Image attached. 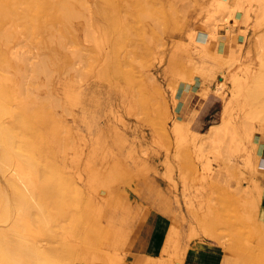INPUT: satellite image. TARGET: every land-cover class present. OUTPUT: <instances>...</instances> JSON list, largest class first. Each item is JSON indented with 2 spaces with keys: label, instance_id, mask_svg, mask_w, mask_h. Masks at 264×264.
<instances>
[{
  "label": "rangeland",
  "instance_id": "obj_1",
  "mask_svg": "<svg viewBox=\"0 0 264 264\" xmlns=\"http://www.w3.org/2000/svg\"><path fill=\"white\" fill-rule=\"evenodd\" d=\"M46 2L33 19V34L27 2L16 4L17 15L0 24V52L10 57L0 59L1 118L20 122L14 131L28 140L19 150L24 160L31 157L40 170L41 158L53 156V149L57 177L75 188L64 191L67 198L43 194L35 169L29 175L32 189L27 186L34 193L16 181L10 196L24 195L32 209L34 236L27 239L52 247L56 260L48 253L50 264L72 258L73 264H105L107 257L128 264L150 207H158L175 220L164 252L180 251L187 234L188 241L221 242L227 252L223 264H264L257 146L254 134L248 140L243 133L245 127L262 129L264 113L249 112L257 106L238 97L237 82L264 72V0ZM63 4L75 13L67 21ZM88 7L109 12L93 15ZM238 12L241 20L234 22L245 27V40L228 32L229 50L221 53L219 31ZM201 31L212 35L206 45L194 41ZM34 66H46L48 73ZM28 116L34 117L31 126ZM45 118L49 123L39 121ZM18 119H28V126L22 128ZM179 119L184 123L178 131ZM39 145L51 150L45 153ZM29 148L37 149V157L40 150L45 155L38 160ZM13 165L17 161L6 166L5 175ZM40 216L48 218L43 223ZM4 223L0 228L8 229ZM23 232L12 233L13 243ZM60 240L68 247L58 244L64 257L57 251Z\"/></svg>",
  "mask_w": 264,
  "mask_h": 264
},
{
  "label": "bare ground",
  "instance_id": "obj_2",
  "mask_svg": "<svg viewBox=\"0 0 264 264\" xmlns=\"http://www.w3.org/2000/svg\"><path fill=\"white\" fill-rule=\"evenodd\" d=\"M81 1V3L83 4V5H85L86 3H87V0H80ZM101 1V0H100ZM23 2H27V12H28V17L30 16L31 17V24H29L28 26H27V29H28V32H29V34L30 33H32L33 34V27H32V24H34V22H33V19H34V17L36 16V13L38 12V10L40 9V8H42L47 2H46V0H0V24H2L3 23V20L5 19V18H7V17H14V16H16L17 15V13H18V11H17V7H16V4H20V3H23ZM260 5V4H259ZM87 8V7H86ZM110 8V7H109ZM250 8V7H249ZM62 9L67 13L66 15H65V17H64V19H65V21H67L70 17H72V16H74L75 15V13L73 12V11H71L70 9H69V7L67 6V5H65V4H63L62 5ZM88 9L90 10V11H97L98 13H101L102 11H104L103 13H105L106 11L107 12H109L108 10L109 9H107V10H105L104 8H102V7H97V8H95L94 10L93 9H90L89 7H88ZM260 10H261V8H259ZM264 9V8H263ZM262 9V10H263ZM111 10V9H110ZM113 10V9H112ZM111 10V11H112ZM250 10V9H249ZM248 10V11H249ZM94 11V12H95ZM254 11H255V9H254ZM93 12V15L94 14H96L97 15V13L95 12L94 13ZM258 12V11H257ZM103 13H101V14H103ZM108 14H110V13H108ZM108 14H105V16L106 15H108ZM77 15V14H76ZM98 15H100V14H98ZM102 16V15H101ZM104 17V16H103ZM232 17L233 18H235V20L236 19H238V17L236 16V15H233L232 14ZM107 17H105V19H106ZM104 19V20H105ZM225 19V18H224ZM222 21V20H221ZM107 22H108V27H109V25L112 23L110 20L108 21L107 20ZM109 22H110V24H109ZM220 22V21H219ZM234 24V23H233ZM111 26V25H110ZM230 26V25H229ZM110 28V27H109ZM227 29V28H226ZM212 35H210V32H208V31H206V32H204V31H201V32H198L197 33V35H196V37H195V39H194V41H196L199 45H206L209 41H210V37H211ZM13 53V55H14V52H12ZM18 55V54H17ZM3 56V53L2 52H0V59L1 60H5V58H3L2 57ZM5 56V55H4ZM18 57H20V56H18ZM8 58H10L9 56H8ZM8 58H6L7 60H8ZM25 59H26V57H24ZM27 58H28V56H27ZM29 58H31V57H29ZM21 59H23V57H21ZM6 60V61H7ZM10 60V59H9ZM15 60H16V58H15ZM14 60V62H15V65L17 64L16 62H17V60L15 61ZM19 61V60H18ZM11 62V61H10ZM24 63H27V61L26 60H24L23 61ZM31 63V62H30ZM30 63H28V64H30ZM42 63V62H41ZM41 63H40V65H41ZM34 64V63H33ZM45 64V63H44ZM13 65V64H12ZM35 65V64H34ZM43 65V64H42ZM41 65V66H42ZM38 67H40L41 68V66H39V64L37 65ZM37 66H34V67H37ZM31 67H32V65H31ZM38 67H37V70H38V72H39V69H38ZM43 68V67H42ZM44 68H48V67H44ZM46 69H43V70H41L40 69V72L39 73H41L42 71H44V72H42V73H46L47 71H46ZM46 71V72H45ZM36 72V71H35ZM37 73V72H36ZM48 73V72H47ZM234 80L233 81H237V79L238 78H233ZM238 82V97H241L240 99H242L243 101H244V104L245 105H248V106H252V105H256L257 107V111L255 110V111H253L252 109H250L249 110V112L251 113V114H254L255 112H259V113H264V72L261 70L258 74H256L255 76H254V78H252L251 80H243V81H237ZM1 83H2V81H1ZM2 85V84H1ZM5 86H6V82H5V84H4ZM221 85V84H220ZM10 86V85H9ZM8 86V87H9ZM10 88V87H9ZM19 88V87H18ZM6 89V88H5ZM19 90H20V88H19ZM8 91V90H7ZM3 93H4V90H2V89H0V94H2L3 95ZM237 97V96H236ZM229 101V100H228ZM31 102H32V100H31ZM30 102V103H31ZM34 102V101H33ZM228 105H230V104H232L233 102L230 100L229 102H226ZM26 104V103H25ZM30 105V104H29ZM29 105L27 104V108L29 107ZM34 106L35 104H31V106ZM25 106V105H24ZM26 107L24 108L23 107V105L22 106H20L19 108L23 111H26L27 109H26ZM35 107V106H34ZM23 108V109H22ZM31 107H29L28 108V111H29V109H30ZM26 109V110H25ZM34 109V108H33ZM20 110V111H21ZM32 110V109H31ZM30 110V111H31ZM2 115V114H1ZM1 115H0V221H2V223H4V222H6L7 224H6V226L7 227H9L8 229H6V227L4 226V228H0V264H50V262H49V260H48V258L46 257V256H49L48 255V253L49 254H52L53 256V258L52 257H49L50 259L52 258V260H56V256H54V253H51V252H49V251H52V247L50 248L49 246H47V244L46 243H44V242H40L39 240H35V238L33 239V237H32V240L30 241L29 239H27V236H28V238H31L30 236H34V235H31L32 234V229H31V227H30V225L32 226L33 224H32V222L30 223V221H32V220H30V212L29 211H31L32 209H31V207H30V209H29V206H30V204H27L29 201H27L26 202V200H25V196L24 195H17L18 196V198L16 197L15 199H13V197L12 196H10L11 195V193H13V191H14V187L16 186V181L18 180V182H19V180L22 182V183H20V184H25L26 185V187L25 188H27V186H30L31 187V189H32V184L31 183H29V181H30V179L31 178H33V177H31L30 178V174L32 173V170L34 171V169H35V171L37 170V177H38V182H37V185L38 186H36V187H38V189H40L41 190V192L43 193V194H52L53 196H56L57 195V197H62V198H67L66 196H65V194H64V191H66V189H72V188H74L73 186H72V184H70L69 183V181H67L65 178H62V176H61V178H58L57 176L58 175H60L59 174V171L58 172H56L57 171V165H56V167H55V162H57L56 161V159H53L52 158V160L50 159V156L51 157H54L55 158V155L54 154H56L55 153V151H53V149L51 148L52 146H51V144L49 143V145H46V147H44V149H42L41 148V146L43 145H39L38 147H40L42 150H44V152L46 153V149H48L49 151L51 150L52 151V153H54L53 154V156H52V154H50V152L49 153H47V155L48 154H50L49 155V159L48 158H46V157H48L47 155H46V157L44 156V158L42 157H40V156H42V155H45V154H42L43 153V151H41L40 150V148H38L39 150H40V158L42 159V160H40V158L39 157H37V155L36 154H38L39 152L37 151V149H35V151H37V152H35L34 151V149H33V151L31 150V148H29L30 149V152L29 153H35V154H33V156L34 155H36V159L38 158V160H40V162L42 163L43 161H44V165H41L40 164V166H42L41 167V169L39 170V168L37 167V165H38V163H33V162H31V161H33V160H31L32 158L31 157H28L25 153H24V155H25V157L28 159V160H24V156L21 154V152H19V150H24L26 147H27V143H28V140L27 139H25L23 136H21L18 132H16L15 133V131H14V127L16 126L17 127V124H18V126L20 125V122H16L15 120H17V119H14V121H4V120H2L4 117L2 116V118H1ZM12 115H13V112H12ZM32 115V114H31ZM34 116V115H33ZM32 116V118H34ZM24 118V117H23ZM22 118V119H23ZM28 119H29V121L30 120H32V118L30 119V116H28L27 117ZM231 119L233 118L232 116L230 117ZM5 119V118H4ZM28 119H24L26 122H28ZM37 119V118H36ZM46 119L47 118H45V119H43V120H39V121H42V123L44 122V121H46ZM246 119V118H245ZM244 119V121L245 122H243V123H246L247 122V120H245ZM20 119H18V121H19ZM24 120H20L21 121V124L23 123L24 124ZM228 120H230L229 118H228ZM48 121V120H47ZM46 121V122H47ZM52 121H54V119L52 120ZM14 122H16V123H14ZM25 122V123H26ZM31 122H34V119H33V121H30V126L31 125H33V124H31ZM45 122V123H46ZM241 122V121H240ZM48 123H49V121H48ZM47 123V124H48ZM183 123L184 122H182L180 119L177 121V123H176V129L179 131L180 130V127H182L183 126ZM187 123V122H186ZM14 124H16V125H14ZM27 124V123H26ZM28 124H27V126H28ZM26 125L24 124L23 126H22V128H26L25 127ZM15 127V128H16ZM245 127V126H244ZM263 128V127H262ZM252 129V128H251ZM261 129V128H260ZM12 130V131H11ZM245 135V137L244 138H246V139H250L251 138V136L253 137V134H254V130H252V131H250L248 128H246L245 127V131L243 132ZM119 134V133H118ZM71 135V134H70ZM255 135V134H254ZM34 136V139H35V136L36 135H33ZM33 136H32V138H33ZM37 137V141L40 139L39 138V136H36ZM39 138V139H38ZM34 139H31V141L30 142H32V140H33V142H35L34 141ZM54 139L55 138H53V141H51L52 143L54 142ZM252 139V138H251ZM247 140V141H248ZM39 141H41V139L39 140ZM38 141V142H39ZM55 141H56V139H55ZM18 142V143H17ZM33 142H32V144H33ZM250 142H251V140H250ZM253 142V144H254V146L256 145L255 144V142L254 141H252ZM37 143V142H36ZM45 144H46V142H45ZM252 144V143H251ZM47 146H49L51 149H49V148H47ZM257 146V145H256ZM43 147V146H42ZM46 148V149H45ZM16 149V150H15ZM257 148L255 147V149L254 150H256ZM47 150V151H48ZM253 150V153H254V155H253V157H254V160H255V164H254V166H256V162L259 160L258 158H259V155H258V152L257 151H254ZM26 151V150H25ZM24 151V152H25ZM23 159H22V158ZM43 159H46V160H43ZM48 159V160H47ZM31 160V161H30ZM55 160V161H54ZM17 161V165H13V169L11 168V166L9 167V168H11L10 170H8L9 172H8V175H5L4 173H5V170L7 169V165H9L11 162H16ZM60 162V161H59ZM261 162V161H260ZM262 163V162H261ZM13 164V163H12ZM33 166H32V165ZM14 166H17V167H15L16 169H14ZM5 167V168H4ZM260 167V166H259ZM54 170H55V172H56V176L54 175ZM63 170H65V167L63 168ZM35 171H34V173H35ZM67 172H68V170H67ZM7 173V172H6ZM69 173V172H68ZM72 174H73V172H72ZM69 175V174H68ZM6 176H7V178H6ZM31 176H32V174H31ZM74 177H75V172H74ZM70 179H72V178H70ZM77 179V178H76ZM32 181V180H31ZM72 181V180H71ZM17 182V183H18ZM28 183H29V185H28ZM32 183H34V181H32ZM19 184V183H18ZM22 186V185H21ZM20 186V187H21ZM263 186H264V184H263ZM24 187V186H23ZM23 187H21V189H25V188H23ZM30 187H28L27 189H29ZM34 187H35V184H33V189H34ZM16 188V187H15ZM12 189H13V191H12ZM75 189V188H74ZM236 189V188H235ZM29 191H30V189H29ZM35 191V190H34ZM34 191H30V192H32V193H34ZM258 192H260V188H258V190H257ZM24 192H26L25 190H24ZM70 193H72V192H69V194ZM23 194H25V193H23ZM28 194V193H27ZM35 194H33V196H34ZM67 195H68V193H67ZM27 197V196H26ZM38 197V196H37ZM72 197V196H71ZM43 198H45V197H43ZM69 198H70V195H69ZM28 200V199H27ZM55 200V199H54ZM74 200V199H73ZM71 201L72 203H74V201ZM36 201V200H35ZM35 201H33V202H35ZM65 201V200H64ZM32 202V201H31ZM42 202V201H41ZM45 202V201H44ZM53 202V201H52ZM50 203H51V201H50ZM36 204V203H35ZM34 204V205H35ZM32 205H33V203H32ZM45 205V204H44ZM49 205H51V204H49ZM65 205V204H64ZM63 205V206H64ZM77 205V204H76ZM62 206V207H63ZM16 207V208H15ZM34 207L35 206H33V210H34ZM47 207H48V205H47ZM55 207V206H54ZM36 208V207H35ZM67 208V207H66ZM212 209V208H211ZM15 210H17V212L15 211ZM43 210V209H42ZM53 210V209H52ZM65 210V209H64ZM48 211H50V209L48 210ZM34 212H35V210H34ZM33 212V214H35ZM212 215V214H211ZM42 216V215H41ZM40 216V217H41ZM44 217V216H43ZM43 217H41L40 218V220L41 219H43V220H41L42 222L44 221V219L45 218H48V217H45V218H43ZM59 217V216H58ZM215 217H216V215H215ZM214 217V218H215ZM229 218V217H228ZM210 219V218H209ZM30 220V221H29ZM46 220V219H45ZM211 220H212V218H211ZM8 221V222H7ZM9 221H10V224H8L9 223ZM47 221H48V219H47ZM40 222V221H39ZM206 222H208V221H206ZM44 223V222H43ZM41 224L43 227L42 228H44L46 225H48L47 223H45L46 225L44 226V224ZM51 223V222H50ZM210 223V222H209ZM5 224V223H4ZM62 224V223H61ZM10 225V226H9ZM2 226V225H1ZM59 226V225H58ZM47 227V230H48V226H46ZM45 227V228H46ZM39 226L37 227V229L39 230ZM22 229V230H21ZM23 230H24V232L26 233H24L23 232ZM207 230H209V229H206V231ZM264 230V229H263ZM23 232V234L21 235H19V239H18V241H17V243H13V240H15L14 238H16V237H14V238H12V233H14V234H16L17 232ZM30 232V233H29ZM39 232V231H38ZM41 232H43L44 233V229L41 231ZM60 232V231H59ZM62 232V231H61ZM63 233V232H62ZM207 233V232H206ZM212 233V232H211ZM211 233H209L208 232V234H211ZM14 234H13V236H14ZM30 236H29V235ZM10 235H11V237H10ZM24 236H26V237H24ZM40 236H42V235H40ZM40 236H38L39 238H40ZM43 237H45L44 235L42 236V238ZM12 238V239H11ZM46 238V237H45ZM37 239V238H36ZM44 239V238H43ZM30 241V242H29ZM41 241H43V240H41ZM64 241V240H63ZM62 240H60L59 242H57V246H58V248H57V251H61V253H62V256H63V254H64V256H66V255H68V254H66L65 252H62V248L61 249H59V247L61 246L59 243H64ZM236 241H238V240H236ZM244 242V241H243ZM245 243H247V242H245ZM60 246H59V245ZM55 245V246H56ZM63 245V247H67V244H66V246L64 245V244H62ZM51 246V245H50ZM54 246V245H53ZM244 246V245H243ZM54 248V247H53ZM68 248V247H67ZM59 249V250H58ZM54 250H56V249H54ZM57 251L55 252V254L57 253ZM46 253H47V255H46ZM60 253V252H59ZM59 253H57V254H59ZM66 254V255H65ZM61 255L59 254V256L57 257L58 259H59V257H60ZM61 256V257H62ZM63 256V257H64ZM61 257H60V259H61ZM72 257V255L69 257V256H67V258H71ZM55 258V259H54ZM80 258V257H79ZM57 259V260H58ZM59 259V260H60ZM66 259V258H65ZM74 259L75 258H72L71 260L70 259H68V261H67V264H73V261H74ZM85 260V258L84 257H81V260ZM61 260H63L64 261V259H61ZM62 261V262H63ZM239 261V260H238ZM53 262V261H52ZM58 262H60V261H58ZM62 262H60V263H62ZM65 262V261H64ZM64 262L62 263V264H64ZM54 263V262H53ZM101 264V263H100ZM105 264H115V262L110 258V257H107L106 258V261H105ZM237 264V263H236Z\"/></svg>",
  "mask_w": 264,
  "mask_h": 264
},
{
  "label": "crops",
  "instance_id": "obj_3",
  "mask_svg": "<svg viewBox=\"0 0 264 264\" xmlns=\"http://www.w3.org/2000/svg\"><path fill=\"white\" fill-rule=\"evenodd\" d=\"M237 15L238 19L241 20L240 12ZM234 20L235 18H230L231 27L225 25L219 31L218 50L221 53H226L229 50L228 32L236 34L238 42L245 40L244 35L240 33V31L245 30V27L235 25ZM254 134L253 140L257 145L259 155L256 180L262 189L258 208L261 223V221L264 222V127ZM174 221L170 215L163 213L160 208L150 207L143 228L134 242V250L132 255L129 256L128 264H223L224 258L227 256L226 247L216 239L209 237L188 241L187 234H185L182 238L180 251L176 252L171 248L169 254L164 252L168 233Z\"/></svg>",
  "mask_w": 264,
  "mask_h": 264
}]
</instances>
